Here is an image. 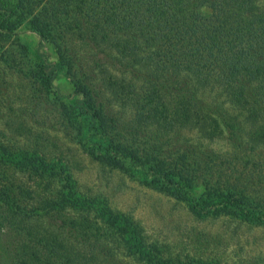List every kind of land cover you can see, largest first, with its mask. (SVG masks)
Segmentation results:
<instances>
[{
	"label": "trees",
	"instance_id": "obj_1",
	"mask_svg": "<svg viewBox=\"0 0 264 264\" xmlns=\"http://www.w3.org/2000/svg\"><path fill=\"white\" fill-rule=\"evenodd\" d=\"M26 29L46 49L18 36ZM72 38L106 59L94 68L81 62ZM0 60L29 80L37 105L52 101L62 127L96 160L184 202L196 218L264 228V0H0ZM133 79L137 87L127 84ZM185 127L228 146L189 143L179 136ZM69 164L0 140V199L10 211L24 224L37 210L69 208L80 230L65 240L29 222L23 261L10 264H220L165 253L107 196L78 190ZM8 170L54 186L27 206L20 198L35 190Z\"/></svg>",
	"mask_w": 264,
	"mask_h": 264
},
{
	"label": "rangeland",
	"instance_id": "obj_2",
	"mask_svg": "<svg viewBox=\"0 0 264 264\" xmlns=\"http://www.w3.org/2000/svg\"><path fill=\"white\" fill-rule=\"evenodd\" d=\"M18 36L31 40L40 52L46 49L40 35L29 29L20 32ZM71 42L77 49L81 62H86L91 67L94 64L96 66V60L100 63L106 59L79 38H72ZM111 67L116 69L115 73L123 79L125 73L121 75L117 71L119 68H113L112 65ZM139 82L138 79H133L127 84L137 87ZM29 87L27 78L6 68L0 60V140L16 146L38 148L49 158L57 156L68 160L78 190L89 196H107L111 207L131 216L142 227L146 239L161 244L165 253L180 256L188 253L195 257L215 259L220 264H264L262 226L249 225L223 215L196 218L187 210L184 202L96 160L62 127L56 111L51 109L52 101H44L37 105L30 97ZM113 102L116 109L123 111L119 102ZM209 117L218 120L216 115L212 114ZM179 136L189 143L198 144L203 134L193 127H185ZM202 142L216 147L226 143L221 138H213L209 142L204 139ZM8 172L7 178L13 177L23 187L30 186L35 190L34 198L26 195L25 198L29 199L20 198L27 206L34 205L37 198L54 186L52 184L48 187L46 185L48 182H40L30 174L11 170ZM14 189L15 187L11 190ZM9 208L10 206L0 199V264H10V260L13 259L23 261V255L19 250L21 251L24 241L29 239L30 235H27L29 230L24 228L29 222L37 233H58L65 240L74 237L80 231L68 222L67 216L75 214L69 208L62 210L61 213L58 211L49 215H40L37 210L24 224L22 223L24 219L14 215ZM110 250L107 252L108 255L118 260L114 256L118 253H115L114 248ZM38 257L36 253V258ZM27 258L24 256V260ZM33 261L37 264L36 260ZM119 264L136 263L121 260Z\"/></svg>",
	"mask_w": 264,
	"mask_h": 264
}]
</instances>
